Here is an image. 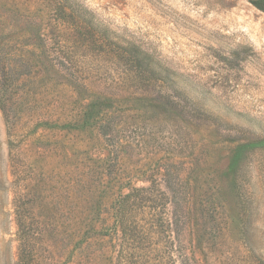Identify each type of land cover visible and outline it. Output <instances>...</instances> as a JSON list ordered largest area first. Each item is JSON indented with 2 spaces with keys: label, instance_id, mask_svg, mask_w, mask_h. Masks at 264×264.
I'll list each match as a JSON object with an SVG mask.
<instances>
[{
  "label": "rangeland",
  "instance_id": "374dc122",
  "mask_svg": "<svg viewBox=\"0 0 264 264\" xmlns=\"http://www.w3.org/2000/svg\"><path fill=\"white\" fill-rule=\"evenodd\" d=\"M252 1L264 7L76 0L106 29L105 56L77 37L38 47L35 23L54 32L48 2L0 0V68L16 80L4 97L12 122L0 106V264H20L24 229L36 264H111L102 235L115 200L163 178L191 204L199 263L264 264V11ZM114 42L148 54L168 81L129 77ZM93 74L112 100L115 153L84 124L99 109L81 87Z\"/></svg>",
  "mask_w": 264,
  "mask_h": 264
},
{
  "label": "trees",
  "instance_id": "16d2710c",
  "mask_svg": "<svg viewBox=\"0 0 264 264\" xmlns=\"http://www.w3.org/2000/svg\"><path fill=\"white\" fill-rule=\"evenodd\" d=\"M41 1L45 2V0ZM46 2H48L47 10L43 19L48 18L47 25L54 32L47 35L46 28L39 32L42 26H36L35 23L37 31L35 39L38 47L44 50L50 45L61 48V41L77 37L91 52L100 54L108 52L106 29L101 28L94 20V16L76 0H46ZM251 3L264 11L261 2L252 1ZM12 23H9L7 29L20 32L22 29L20 23ZM114 43L123 48L113 51L115 58L125 59L131 65L127 71L129 77H132V74H138L141 78L145 77L146 81L164 83L168 81L162 72L152 66L150 56L134 44L122 42L127 43V47H124L122 44ZM52 69L55 70L54 67ZM53 72L62 77L59 70ZM93 76L94 74L88 78H81L83 81L81 87L87 101L91 99V101L99 102V109L85 116L84 124L96 126L106 146L110 148V153H115L123 146V141L117 136V126L113 120V113L110 111L113 107L112 100L109 94L106 95L102 91L106 88L103 80ZM13 78V68H0V106L8 122H12L13 119L10 114L12 108L9 106L12 100H4V97H7L15 86L16 80ZM162 180L163 183L156 181L150 187L132 186L128 193L119 195L115 200L110 215L112 223L109 226L105 224L102 235L106 244L102 255L106 256L111 264H201L188 242V237L194 233L191 227V204L189 200L176 194L177 184L174 181L169 178ZM160 187H165L169 192L159 196L156 192H159ZM16 215L19 221L18 212ZM28 235V231L24 229L20 264H36Z\"/></svg>",
  "mask_w": 264,
  "mask_h": 264
}]
</instances>
